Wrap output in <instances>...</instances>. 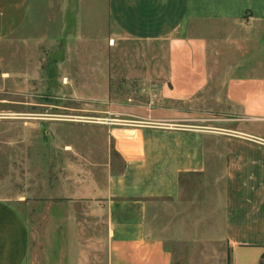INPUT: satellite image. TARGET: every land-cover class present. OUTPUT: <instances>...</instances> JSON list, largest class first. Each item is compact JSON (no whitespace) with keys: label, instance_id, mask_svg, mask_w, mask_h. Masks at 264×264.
<instances>
[{"label":"crops","instance_id":"crops-1","mask_svg":"<svg viewBox=\"0 0 264 264\" xmlns=\"http://www.w3.org/2000/svg\"><path fill=\"white\" fill-rule=\"evenodd\" d=\"M32 10L33 0H0V46L25 39ZM45 10L58 33L36 43L63 55L158 41L160 105L102 124L106 163L16 199L29 215L0 196V264H227L229 252L232 264H259L264 0H35V22ZM205 102L214 128L179 123L206 115ZM185 242L199 249L182 258L174 245Z\"/></svg>","mask_w":264,"mask_h":264},{"label":"rangeland","instance_id":"rangeland-1","mask_svg":"<svg viewBox=\"0 0 264 264\" xmlns=\"http://www.w3.org/2000/svg\"><path fill=\"white\" fill-rule=\"evenodd\" d=\"M21 32L24 40L0 46V196L29 215L16 199L47 196L49 184L62 188L66 179L73 181L71 176L90 175L89 170L106 163L107 140L100 126L107 119L118 123L135 106L140 111L159 107L155 78L167 59L158 41L120 40L118 51L105 58L63 55L48 42L38 46L44 38L50 42L58 29L49 27L47 10L35 22V0ZM149 71L151 76L143 79ZM65 76L72 81L60 87ZM200 110L213 112L207 102ZM216 118L207 113L179 123L208 130L220 123ZM188 181L186 198L191 195ZM193 248L199 249L186 242L174 245L182 258Z\"/></svg>","mask_w":264,"mask_h":264},{"label":"trees","instance_id":"trees-1","mask_svg":"<svg viewBox=\"0 0 264 264\" xmlns=\"http://www.w3.org/2000/svg\"><path fill=\"white\" fill-rule=\"evenodd\" d=\"M227 264H232V256H231L230 252L228 253V257H227ZM259 264H264V257H263V259L260 261Z\"/></svg>","mask_w":264,"mask_h":264},{"label":"built area","instance_id":"built-area-1","mask_svg":"<svg viewBox=\"0 0 264 264\" xmlns=\"http://www.w3.org/2000/svg\"><path fill=\"white\" fill-rule=\"evenodd\" d=\"M110 43H113V40H110ZM108 120V123H113V119H107Z\"/></svg>","mask_w":264,"mask_h":264}]
</instances>
